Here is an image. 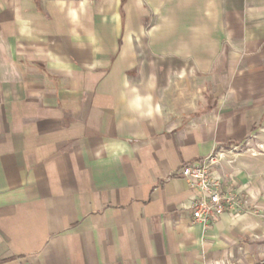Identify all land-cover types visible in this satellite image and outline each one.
Masks as SVG:
<instances>
[{
	"label": "crops",
	"instance_id": "obj_1",
	"mask_svg": "<svg viewBox=\"0 0 264 264\" xmlns=\"http://www.w3.org/2000/svg\"><path fill=\"white\" fill-rule=\"evenodd\" d=\"M263 77L264 0H0V264H264L249 173L209 228L177 177L264 127Z\"/></svg>",
	"mask_w": 264,
	"mask_h": 264
},
{
	"label": "built area",
	"instance_id": "obj_2",
	"mask_svg": "<svg viewBox=\"0 0 264 264\" xmlns=\"http://www.w3.org/2000/svg\"><path fill=\"white\" fill-rule=\"evenodd\" d=\"M223 156L224 153L215 151L197 164L182 166L177 172V177L196 193L187 206L192 221L205 228L211 227L225 212L239 210L245 205L236 190L224 186L217 169Z\"/></svg>",
	"mask_w": 264,
	"mask_h": 264
},
{
	"label": "rangeland",
	"instance_id": "obj_3",
	"mask_svg": "<svg viewBox=\"0 0 264 264\" xmlns=\"http://www.w3.org/2000/svg\"><path fill=\"white\" fill-rule=\"evenodd\" d=\"M252 81L251 86L264 84V77ZM207 85L210 86L208 81ZM261 125L258 124L245 141L220 149L224 156L217 166L225 187L231 186L233 172L240 170L249 173V185L243 198L255 213L260 209L257 201L264 200V127L261 129Z\"/></svg>",
	"mask_w": 264,
	"mask_h": 264
}]
</instances>
